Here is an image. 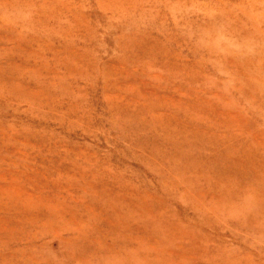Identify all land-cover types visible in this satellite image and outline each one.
<instances>
[{
	"label": "rangeland",
	"instance_id": "rangeland-1",
	"mask_svg": "<svg viewBox=\"0 0 264 264\" xmlns=\"http://www.w3.org/2000/svg\"><path fill=\"white\" fill-rule=\"evenodd\" d=\"M0 264H264V0H0Z\"/></svg>",
	"mask_w": 264,
	"mask_h": 264
}]
</instances>
